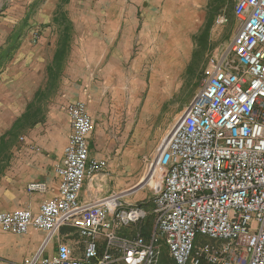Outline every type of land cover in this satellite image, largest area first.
I'll use <instances>...</instances> for the list:
<instances>
[{
  "label": "built area",
  "instance_id": "2783aa9c",
  "mask_svg": "<svg viewBox=\"0 0 264 264\" xmlns=\"http://www.w3.org/2000/svg\"><path fill=\"white\" fill-rule=\"evenodd\" d=\"M233 14L231 42L146 163V179L156 174L158 183L145 202L100 197L107 160L90 155L92 118L83 101L65 106L70 133L55 170L57 196L36 213H0L3 233L46 236L23 264H157L161 247L173 264H264V0H234ZM148 216L152 227L142 232ZM63 228L74 229L76 242ZM53 242L55 255L43 258Z\"/></svg>",
  "mask_w": 264,
  "mask_h": 264
},
{
  "label": "rangeland",
  "instance_id": "374dc122",
  "mask_svg": "<svg viewBox=\"0 0 264 264\" xmlns=\"http://www.w3.org/2000/svg\"><path fill=\"white\" fill-rule=\"evenodd\" d=\"M233 6L234 0H0V86L5 78L17 82L26 103L13 123L0 103V187L14 178L9 153L28 150L25 142L37 133L60 127L61 108L87 90L92 157L107 160L100 197L119 196L127 205L151 197L146 163L231 42ZM145 96L143 113L136 104ZM152 224L148 216L138 229ZM67 229L62 233L75 242L74 229ZM19 238L0 231V261L16 264L24 253L14 244ZM157 264H173L164 247Z\"/></svg>",
  "mask_w": 264,
  "mask_h": 264
},
{
  "label": "crops",
  "instance_id": "0c3cea01",
  "mask_svg": "<svg viewBox=\"0 0 264 264\" xmlns=\"http://www.w3.org/2000/svg\"><path fill=\"white\" fill-rule=\"evenodd\" d=\"M40 76H43V73L42 67L39 64V66L35 68V75L33 77L37 80V83ZM6 80V84L0 86V103L2 104L6 120L13 123L22 115L26 103L24 102V95H22L19 91L17 82H10L5 78V81ZM81 96L82 97L79 101H83L85 103L89 101L90 95L87 90H84ZM67 104L68 103L64 104V106L61 108L64 115L62 116L60 127L56 126V128L50 126V128L47 129L45 133H37V137L35 138V140L30 142L29 144L25 142L28 146H34L38 148V151L28 149L26 151H11L9 153L10 155H12V158H14V162L12 163V173H10V175L14 178L8 183H4L3 187H0V198L4 201L3 203H0V213L14 212L18 210H28L32 213H36L43 203L51 201L57 196L58 177L56 176L55 170L60 164L63 148L67 143V139L70 133L68 120L64 112V108ZM136 107H138V109L140 107L139 110H141L143 113L146 112V96L142 99L141 104H136ZM38 131L39 128L37 127V132ZM90 155L92 157L91 146ZM93 158L102 159L99 157ZM31 182L44 183L47 188L46 192L43 194L28 193L26 191V186ZM87 185L88 183L84 185L83 191L81 193L82 198H86V190L89 187ZM146 200H148L147 197ZM138 201L139 202L137 203L145 202H140V200ZM67 230V228L61 229L60 234L68 235L67 233H62L66 232ZM33 233L42 232L32 231L27 235L20 236L21 238L19 239L13 240H16L14 244H18L19 248H22L24 255H19L16 261L11 262H16V264H23L25 261L31 259L32 257H34V255H36L43 241L44 233H42L41 235L32 236ZM73 241L74 240L71 238L68 239L69 243ZM51 245L52 247L50 248V250H47V253L50 257H53L55 255V243L53 242ZM11 252L12 250L10 249L8 253L11 254ZM0 264L10 263L0 261Z\"/></svg>",
  "mask_w": 264,
  "mask_h": 264
},
{
  "label": "bare ground",
  "instance_id": "6f19581e",
  "mask_svg": "<svg viewBox=\"0 0 264 264\" xmlns=\"http://www.w3.org/2000/svg\"><path fill=\"white\" fill-rule=\"evenodd\" d=\"M152 173H150L149 175H151ZM149 175H148V177H147V179H145L146 180V186H148L149 188H154V187H156V185H157V183H158V181H157V178H156V174H152L153 176H152V178L150 179L149 178ZM153 181V185H149V183L148 182H150V181ZM154 182H156V184H154ZM133 192V191H137V190H135V189H132V190H130V191H126V192H124V194H127V193H129V192Z\"/></svg>",
  "mask_w": 264,
  "mask_h": 264
}]
</instances>
